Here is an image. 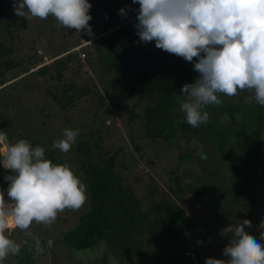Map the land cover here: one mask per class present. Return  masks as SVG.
I'll list each match as a JSON object with an SVG mask.
<instances>
[{
	"label": "trees",
	"instance_id": "obj_1",
	"mask_svg": "<svg viewBox=\"0 0 264 264\" xmlns=\"http://www.w3.org/2000/svg\"><path fill=\"white\" fill-rule=\"evenodd\" d=\"M119 1L125 6L118 7ZM89 3L92 19L103 14L95 18L97 30L91 47L108 62L112 88L127 89L132 103L129 124L139 127L140 134L133 135L134 149L120 147L113 155L102 151L100 139L92 134V139L87 133L80 139L77 163L87 175L91 209L62 240L66 247L78 251L104 246V258L111 255L120 264L129 260L142 264H206L213 253L214 232L239 216L246 215L256 223L263 219L264 106L245 103L251 95L248 91H239L236 102L234 97L221 94V105L204 109L209 114L207 123L199 128L181 123L185 118L180 111L181 89L199 76L194 70L195 58L187 62L158 49L154 41L140 42L135 28L138 3ZM113 8L119 11L111 16ZM121 9L128 17L120 14ZM10 11H15L13 0H0V91L7 82L3 81V71L12 64L7 43L18 30ZM62 28L66 34L73 33ZM56 56L46 65L45 56L39 53L25 58L18 64L27 62L30 70L13 80L35 75L39 82L46 83L47 93L65 107L72 102L66 74L79 58L72 53ZM53 83L56 86L52 88ZM225 115L229 125L222 121ZM147 142L153 145L146 146ZM202 155L206 159H201ZM45 156L54 164H65L60 151L45 148ZM143 161L146 167L140 169ZM129 171L139 176L130 181L125 175ZM132 182L144 184L136 189ZM195 204L198 208H193ZM214 224L216 231L212 230ZM25 248H20L22 255ZM34 256L31 253V260Z\"/></svg>",
	"mask_w": 264,
	"mask_h": 264
},
{
	"label": "clouds",
	"instance_id": "obj_2",
	"mask_svg": "<svg viewBox=\"0 0 264 264\" xmlns=\"http://www.w3.org/2000/svg\"><path fill=\"white\" fill-rule=\"evenodd\" d=\"M139 4L136 34L140 42H155L158 49L193 62L199 73L185 84L180 95L184 121L194 128L207 123L204 109L219 106L221 94L228 97L248 91L245 103L264 106V0H132ZM15 14L27 21L53 16L62 27L92 34L89 0H13ZM120 14L126 15L121 9ZM0 130V165L11 174L5 192L0 191V262L20 252V244L6 232L17 228L35 240L37 254L44 249L28 229L33 224L50 226L66 209L78 210L86 202V186L68 164H54L45 148L27 140L7 143ZM79 130L65 129L52 147L71 150ZM201 159H206L202 155ZM260 227L264 229V220ZM251 222L238 221L223 230L231 234L224 259L208 258L206 264H264V231L257 239ZM200 231V230H199ZM202 232V231H201ZM27 243V241H25ZM48 240L49 248L53 245Z\"/></svg>",
	"mask_w": 264,
	"mask_h": 264
},
{
	"label": "rangeland",
	"instance_id": "obj_3",
	"mask_svg": "<svg viewBox=\"0 0 264 264\" xmlns=\"http://www.w3.org/2000/svg\"><path fill=\"white\" fill-rule=\"evenodd\" d=\"M116 3L118 7L124 5V1ZM116 3L114 4L116 5ZM118 11V8H113L110 12L111 16L116 15ZM9 13H11L12 22L18 30L10 42L7 43V48L10 50L8 61L12 64L8 70L3 71L5 76L3 81L7 82L4 84L6 88L0 91V130L6 131V139L9 144L25 139L33 147L41 145L47 150L57 151L60 150L54 149L52 144L62 138L65 129L79 130V135L71 150L67 153L60 151V156L64 159V163L68 164L85 184L87 198L80 209L70 211L66 209L60 212L55 223L50 226L33 222L28 231L38 237L40 242H44L41 244L44 249L42 254H37L35 240L25 236L21 230L13 228L7 231L6 235L20 244V248L26 245V251L24 255L19 252L15 256H9L0 264H120L119 260L111 255L104 258L103 253L106 250L104 246L78 251L66 247V243L62 240L65 233L73 230L78 225L80 218L91 209V195L87 175L81 171L77 163V144L80 139L85 133L88 134V137H90L89 134H92L95 138L100 139L102 151L113 155L120 147L128 150L129 148L134 149L135 139L133 135L140 134L139 127L134 128L129 124L132 103L128 101L127 89L115 91L112 88L113 75L106 69L108 62L103 57H99L94 48L91 47V43L95 40L93 34L97 30V24L94 22L95 18H99L103 14L100 16L98 14L89 21L92 29V34L89 35L87 30L77 32L75 29H72V34H66L51 15L47 19L36 18L27 21L22 17H18L15 11ZM124 17H128V14ZM80 44L85 45V47L80 51L71 52L78 48L77 46ZM36 53L45 56L44 65L51 64L54 61L52 57L56 55L66 57L70 53L77 54L80 62L77 61L75 66H71L65 78L67 84H71L69 92L72 91L69 93L72 102L66 103L65 107L60 102L55 101L52 94L47 93L46 83L39 82L35 75L27 78L21 76L18 81L17 79L13 80L30 68L27 62L20 64V66L18 63L22 60L26 61L25 58L34 56ZM83 54L85 55L84 58L81 57ZM36 69L33 71H36ZM52 85V88L56 86L54 83ZM61 86L63 87L64 84L61 83ZM239 98L240 94L234 96L232 100L236 102ZM237 117L241 119L239 114H237ZM222 121L225 125L230 124L227 115L222 118ZM145 144L146 146L153 145L150 142ZM3 148L4 142L0 141V150ZM145 167L146 162L143 161L140 164V169ZM10 174L8 170L0 165V191H4L5 195L8 182L5 181L4 177ZM125 175L130 181L139 176L135 172L130 173V171L126 172ZM133 186L136 189L141 188L137 183H133ZM5 199L7 198L5 197ZM191 200L193 201L192 197ZM193 208H198V205L195 204ZM187 210L190 212L191 208L187 207ZM262 216V220H264V212H262ZM244 220H249L246 215L239 216L232 220L230 224L221 228L219 232H214L211 239L213 253L211 252L210 258L228 259L223 255V250L228 245L231 234L227 231L223 234L222 232L228 226H235L238 221L243 222ZM249 221L251 222L250 234L259 239L260 232L264 231L260 227L261 222ZM212 227H214L212 230L216 231L215 224ZM48 240L54 242L51 248L47 245ZM197 244L200 245L201 241ZM217 247L218 252L214 253ZM31 253L35 254L33 260H31ZM150 260L154 262L153 259ZM126 264L142 263L138 260H129Z\"/></svg>",
	"mask_w": 264,
	"mask_h": 264
},
{
	"label": "built area",
	"instance_id": "obj_4",
	"mask_svg": "<svg viewBox=\"0 0 264 264\" xmlns=\"http://www.w3.org/2000/svg\"><path fill=\"white\" fill-rule=\"evenodd\" d=\"M85 47V45H80V46H78V48H75L73 51H71V52H76V51H80L82 48H84ZM81 57H85V55L83 54V55H81Z\"/></svg>",
	"mask_w": 264,
	"mask_h": 264
},
{
	"label": "water",
	"instance_id": "obj_5",
	"mask_svg": "<svg viewBox=\"0 0 264 264\" xmlns=\"http://www.w3.org/2000/svg\"><path fill=\"white\" fill-rule=\"evenodd\" d=\"M7 140V139H6ZM7 143H8V141H7Z\"/></svg>",
	"mask_w": 264,
	"mask_h": 264
}]
</instances>
